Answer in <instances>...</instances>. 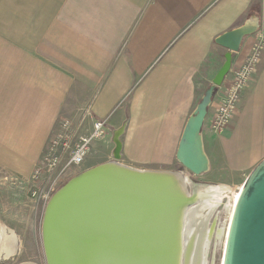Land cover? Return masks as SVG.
Here are the masks:
<instances>
[{
	"label": "crops",
	"instance_id": "1",
	"mask_svg": "<svg viewBox=\"0 0 264 264\" xmlns=\"http://www.w3.org/2000/svg\"><path fill=\"white\" fill-rule=\"evenodd\" d=\"M231 31L244 34L235 69L256 32L264 37V0H0V94L3 115L15 116L0 121V165L26 172L58 119L89 107L106 121L94 158L117 140L125 167L171 171L184 126L224 63L216 40ZM218 98L216 90L201 130L204 175L243 185L264 159V53L231 124L214 135Z\"/></svg>",
	"mask_w": 264,
	"mask_h": 264
},
{
	"label": "water",
	"instance_id": "2",
	"mask_svg": "<svg viewBox=\"0 0 264 264\" xmlns=\"http://www.w3.org/2000/svg\"><path fill=\"white\" fill-rule=\"evenodd\" d=\"M243 36L239 31H231L216 40L218 46L227 50L224 63L188 118L181 134L175 159L191 176H200L208 171L201 130L213 94L230 71L232 54L239 51ZM114 145V162L105 163L75 176L53 196L51 204L74 188L77 182L81 184L77 193L57 204V210L55 209L49 220L47 236L44 230L47 215L43 216L42 245L47 264L49 257L46 248L51 251V264H117L116 259L119 260L118 264H122L119 246V240L122 242L121 234L126 235L132 248L136 250L137 264H162L160 234L165 227L163 224L162 230L157 227L154 231L153 222L166 219L167 224L175 218L176 208L184 205L185 201L180 202L179 198L175 197L177 201L172 204L177 205L167 213V205L164 203L166 200L161 199L166 195L157 194L156 197L154 191H150L152 186L143 187L130 181L114 188V184L121 182L119 178L111 176L113 172L120 171L130 177L141 176L133 169L115 162L120 158L121 147L117 140ZM105 171L109 172L110 180L101 181L96 178L100 172ZM156 173L159 172L146 171L148 177H154ZM93 180L96 182L95 187L86 190ZM123 185L133 187L126 189ZM133 190L141 195L133 196ZM159 200L164 204H160L163 208L161 213L160 210H151ZM64 210L65 212L60 214ZM145 210L141 219L140 213ZM147 221L149 224L144 228ZM112 228L118 232H112ZM154 232L158 233L157 238L154 237ZM108 245L110 249L107 251ZM168 248L167 264H176L175 258L179 248L176 228L174 233H170ZM221 264H264V159L251 171L239 190L226 234Z\"/></svg>",
	"mask_w": 264,
	"mask_h": 264
},
{
	"label": "rangeland",
	"instance_id": "3",
	"mask_svg": "<svg viewBox=\"0 0 264 264\" xmlns=\"http://www.w3.org/2000/svg\"><path fill=\"white\" fill-rule=\"evenodd\" d=\"M4 105L3 95L0 94V121L4 119L14 120L15 116H9V118L5 116L7 110L3 115ZM73 111V113H65L63 116L73 117L78 110ZM58 121L54 131L58 128ZM83 133L86 132L83 131ZM51 138L46 142L44 150L33 161L31 167L29 169L26 166L22 167L23 170H27L26 172H13L8 170L7 167L0 165V224L5 227L8 235L13 234L15 236L16 244L14 255L8 259H5L4 255H2L0 257V264H46L41 241V224L48 202L57 193V190L52 194V197L50 196L51 198L49 200H42L40 196L43 187L39 184L32 183L31 176L42 156L45 154V148ZM0 144L2 145V141H0ZM110 145L114 147V145ZM107 147H109V144L104 147L106 148V152L105 150L103 152L101 150L99 151L107 154L100 159L94 158V154L90 150L82 166L75 169L68 180L97 166L114 162L113 152L110 153ZM115 162L124 166L121 157ZM178 164V162L175 163V166L169 172L179 173L180 176L188 178L189 183L186 186L189 193L195 191L196 195H198L197 193H199L200 189L209 186H223L230 190L226 194V198L223 199V202L216 209H213L211 212H203V216L209 215L205 227L212 229V234L206 249L205 263L221 264L225 237L230 223V215L234 208L232 193L239 192L242 185H234L231 176L229 178L225 177L224 182L209 178L204 174L191 176Z\"/></svg>",
	"mask_w": 264,
	"mask_h": 264
},
{
	"label": "bare ground",
	"instance_id": "4",
	"mask_svg": "<svg viewBox=\"0 0 264 264\" xmlns=\"http://www.w3.org/2000/svg\"><path fill=\"white\" fill-rule=\"evenodd\" d=\"M125 167V166H123ZM132 169V168H131ZM113 170V169H112ZM138 175V177L133 176H126L125 174L121 173L120 171L113 172L111 176H115L119 178L120 182L119 184H114V188H117L122 185L123 182L129 183L130 181L138 183L139 185L144 186H152L153 188L150 189L153 190L155 196L157 197V194L161 196H165L167 199L161 198L164 201V203L167 205L166 212L174 210L175 205L172 204L175 200V197L179 198L180 202H184V205H179L178 208H176V215L175 218H172L167 224L166 219H159L157 222H153L152 230L158 227L162 230V226L164 224L165 229L162 231V234H160V251H162V264H167L168 261V250H169V244H170V233H174V229L176 228L178 231V251L176 253V264H206V249L208 247L209 239L212 234L211 228H206V221L208 220L209 215L203 216V212H211L213 209H216L222 202L223 199L226 198V194L230 192V190L223 186H209L206 188L200 189L198 195H196L195 191H191L189 193L187 191V183H189L188 178H184L183 176H180L179 173H168V172H159L156 173L154 177H148L146 174V171H137L134 170ZM145 175V176H144ZM108 171L100 172L98 176H96L97 179H100L101 181H105L106 179L110 180L108 177H111ZM96 179V180H97ZM80 183V182H79ZM75 184L74 188L69 190V192H66V194H63L60 198L55 200L52 204V198L48 202V205L44 211L43 216L46 214V221L43 222L42 218V224L44 223V230L46 236L48 235V225L50 217L53 213H55V209L57 208V204L60 201L66 200L69 197L72 196V194H75L80 190L81 184ZM95 180L93 182L88 184V187L86 190L93 189L95 187ZM84 185V184H83ZM190 186V185H189ZM124 188L129 189L133 186H125ZM242 187V186H241ZM240 187V188H241ZM199 188V187H198ZM240 190V189H239ZM133 192V196L139 197L141 193H138L136 190L131 191ZM239 192L232 193L233 194V203L235 206V202L237 199ZM165 194V195H164ZM145 196V195H144ZM153 196V195H150ZM228 198V196H227ZM230 198V197H229ZM164 205L160 200L159 202H155L154 206L151 208V210H160V213L162 211V206ZM173 205V206H172ZM50 206V207H49ZM49 207V208H48ZM234 209V208H233ZM57 210V209H56ZM192 210L190 213L189 211ZM65 210L61 213H64ZM145 211H141V219L144 217ZM174 212V211H173ZM233 212V211H232ZM189 213V214H188ZM232 213L230 215L231 219ZM154 220V219H153ZM42 224H41V241H42ZM147 224L144 226V228H147ZM129 225V224H128ZM136 226V225H135ZM134 226V227H135ZM229 227V226H228ZM112 232L117 233L114 228L111 230ZM228 231V230H227ZM129 232V231H128ZM154 237L157 238L158 233H153ZM152 234V235H153ZM120 234H118L119 236ZM122 242L119 240V246L121 248V256H122V264H131V261H133V264L136 263V250L132 248L131 242L128 240L126 235H122ZM226 239V237H225ZM118 240V238H117ZM47 244L49 245L48 241ZM46 244V245H47ZM15 236L13 234L8 235L6 233L5 227H3L0 224V257L4 255L5 259L10 258L15 253ZM47 245V246H48ZM174 245V242L172 241V246ZM225 245V244H224ZM43 247V245H42ZM107 251L110 249V246L108 245L106 247ZM46 251L48 253L49 257V264H51V251L50 249L46 248ZM44 252V251H43ZM108 254V253H107ZM45 258V255H44ZM117 264L119 262L118 259H116ZM46 263V260H45ZM47 264V263H46Z\"/></svg>",
	"mask_w": 264,
	"mask_h": 264
},
{
	"label": "built area",
	"instance_id": "5",
	"mask_svg": "<svg viewBox=\"0 0 264 264\" xmlns=\"http://www.w3.org/2000/svg\"><path fill=\"white\" fill-rule=\"evenodd\" d=\"M263 53L264 37L256 32L247 58L239 67L230 69L217 89L219 98L209 123L212 134H221L231 124L240 105L242 93L249 88L257 73ZM89 119L92 124L87 131L86 122ZM106 135V121L93 118L89 107L77 119L61 117L58 128L45 148V154L31 176L32 183L43 187L41 199L49 200L62 187L64 181L71 177L74 170L82 166L92 144L102 141Z\"/></svg>",
	"mask_w": 264,
	"mask_h": 264
},
{
	"label": "flooded vegetation",
	"instance_id": "6",
	"mask_svg": "<svg viewBox=\"0 0 264 264\" xmlns=\"http://www.w3.org/2000/svg\"><path fill=\"white\" fill-rule=\"evenodd\" d=\"M78 175H79V174H78ZM73 178H74V177H73ZM71 179H72V178H71ZM69 180H70V179H69ZM69 180H68V178H67V180L64 181V183L62 184V186L65 185Z\"/></svg>",
	"mask_w": 264,
	"mask_h": 264
}]
</instances>
